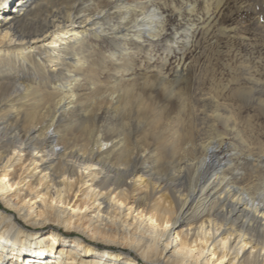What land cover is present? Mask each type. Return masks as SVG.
Returning <instances> with one entry per match:
<instances>
[{
  "label": "bare ground",
  "instance_id": "1",
  "mask_svg": "<svg viewBox=\"0 0 264 264\" xmlns=\"http://www.w3.org/2000/svg\"><path fill=\"white\" fill-rule=\"evenodd\" d=\"M166 1L0 6V264H264V184L252 179L264 163L230 127L238 117L205 114L187 82L161 68L139 82L124 76L134 69L128 60L165 30L157 3ZM194 30L175 32L166 54L182 53ZM7 210L87 239L59 232L46 242L22 233ZM93 239L124 249L95 250Z\"/></svg>",
  "mask_w": 264,
  "mask_h": 264
},
{
  "label": "rangeland",
  "instance_id": "2",
  "mask_svg": "<svg viewBox=\"0 0 264 264\" xmlns=\"http://www.w3.org/2000/svg\"><path fill=\"white\" fill-rule=\"evenodd\" d=\"M187 2L194 6L193 10H190L182 0H167L165 6L157 3L166 17L165 30L160 38L151 44L145 42L147 46L144 50L138 49L133 60H128L127 65L134 69L129 70L124 76L130 75L129 78L138 79L139 82L140 76L152 75L161 68L163 74L172 82L176 81L180 86L187 82V96L192 102H197L198 109L202 112L210 114L212 109H215L220 113L232 112L238 117L236 123L230 124V127L233 125V129L237 128L244 133L248 144L244 150L247 154H252L253 159H257L254 162L264 163V0H187ZM190 23L195 25V30L191 41L183 47V52L166 54V47H163L167 46L171 36L175 32L183 31ZM47 42L48 39L38 44ZM13 43L8 44L13 46ZM100 45L102 50H106L110 44L104 40ZM124 62L126 56L123 57ZM48 68H53L51 63L48 64ZM153 93L158 96L160 103H165L166 100L161 96L159 89H155ZM178 108V102L174 97L168 99L169 113L176 114ZM217 126L219 131L227 130L223 125ZM13 162L15 163V160ZM263 173L264 168L252 173V179L258 177L256 183L260 184L259 187L264 184ZM24 175L25 172L22 177ZM135 193H130V196ZM7 212L14 214L15 225L25 230L22 233L38 232L37 234H41L46 242L51 240V234L56 235L59 232L61 238H67L72 242L77 236L87 239L75 230H67L62 225L51 222H46L43 228L33 227L18 217L14 211ZM100 243L94 239L88 242L95 250L103 252L112 251L109 249L113 248L124 249L121 246H103ZM131 252L136 259L140 258L138 252L133 250ZM241 253L240 251L239 255ZM49 263L53 264V261ZM101 264L105 262L102 261Z\"/></svg>",
  "mask_w": 264,
  "mask_h": 264
},
{
  "label": "snow or ice",
  "instance_id": "3",
  "mask_svg": "<svg viewBox=\"0 0 264 264\" xmlns=\"http://www.w3.org/2000/svg\"><path fill=\"white\" fill-rule=\"evenodd\" d=\"M4 4V0H0V6Z\"/></svg>",
  "mask_w": 264,
  "mask_h": 264
}]
</instances>
